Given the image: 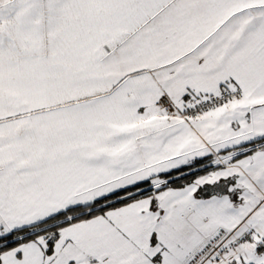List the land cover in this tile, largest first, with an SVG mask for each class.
Listing matches in <instances>:
<instances>
[{
	"label": "snow or ice",
	"instance_id": "6c2138e0",
	"mask_svg": "<svg viewBox=\"0 0 264 264\" xmlns=\"http://www.w3.org/2000/svg\"><path fill=\"white\" fill-rule=\"evenodd\" d=\"M0 264H264V0H0Z\"/></svg>",
	"mask_w": 264,
	"mask_h": 264
}]
</instances>
